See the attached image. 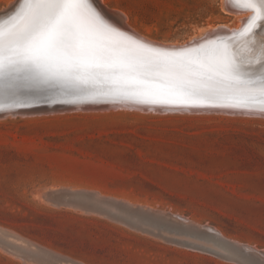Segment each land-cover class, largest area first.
I'll return each mask as SVG.
<instances>
[{"label":"rangeland","instance_id":"1","mask_svg":"<svg viewBox=\"0 0 264 264\" xmlns=\"http://www.w3.org/2000/svg\"><path fill=\"white\" fill-rule=\"evenodd\" d=\"M104 1L161 42L238 24L222 0ZM100 197L216 229L264 256V117L120 107L0 118V264H248L134 229L117 218L142 216Z\"/></svg>","mask_w":264,"mask_h":264},{"label":"snow or ice","instance_id":"2","mask_svg":"<svg viewBox=\"0 0 264 264\" xmlns=\"http://www.w3.org/2000/svg\"><path fill=\"white\" fill-rule=\"evenodd\" d=\"M236 2L264 20V0ZM13 19L0 27V74L85 85L103 78L125 98L236 100L226 106L264 113V62L251 75L226 51L209 54L204 45L181 54L151 49L106 24L89 0H25ZM150 73L162 79L148 80Z\"/></svg>","mask_w":264,"mask_h":264},{"label":"water","instance_id":"3","mask_svg":"<svg viewBox=\"0 0 264 264\" xmlns=\"http://www.w3.org/2000/svg\"><path fill=\"white\" fill-rule=\"evenodd\" d=\"M231 1L240 6L236 0ZM18 3V8H16L14 12L6 14V16L0 20V27H8L10 24L18 22L14 21L13 18H15L24 8L25 0H20ZM89 3L94 8L97 7L96 1L93 0L92 2V0H89ZM106 12L109 14L111 13L107 10ZM254 16L255 19H253ZM102 20L106 24L110 25L103 18ZM263 23L264 20L252 12L248 21H246L243 27L237 32L206 39L183 48H167L149 43L138 37V35L123 24H120L121 26H119V24L111 23L110 26L115 28L117 31L132 37V39L140 41L151 49L161 50L166 53L181 54L185 53L186 50L191 52L192 50L199 49L201 45H204L205 51L209 54H211L212 50H219L221 53L226 51L228 55L233 58L232 53L234 47L246 44L253 38L258 37V31ZM117 27H122L123 30ZM246 29L248 30L246 31ZM262 62L263 61L256 62L255 60L248 59L247 66H250V70L242 71L255 75L257 74V70L260 68V64ZM147 79H162V77H159L155 73H150L148 74ZM111 87H113V85L110 82H105L103 78L96 82H90L86 85L67 84L52 80L36 79L27 73L9 75L5 72L0 74V118L9 117L10 115L20 116L23 115L21 113L25 111H29L32 115L48 114L52 113L54 108L62 109V111H73L77 109L82 111L101 110L106 108L115 109L120 107H128L132 109H136L135 107H141L144 111L150 110L158 113H166V111L178 113L180 111H184L185 113H225L228 115L264 117V113H260L258 111L226 106L230 103L239 102L236 100H220L214 102L207 99H195L185 102H145L143 99L134 96L127 98L118 96L113 92H109V88ZM140 87L147 88L153 87V85L144 84L140 85ZM149 107H154L155 109H149ZM166 107L172 108L167 109ZM182 108H186V110ZM81 193L89 197H93L95 195L94 193ZM95 200L97 202L99 200L101 203L115 204L116 206L126 210L127 213H132L138 215L139 217L142 216L144 218L143 222L140 221L142 223L133 218L131 219V217H121L117 219L134 229L143 232L147 231L151 235L162 237V239L171 244L180 245L186 248L195 246V249L198 251L216 255L227 261L239 262L241 260H246L248 264H264V256L255 251L246 249V247H244L241 243L228 240L209 228L188 223L174 214L154 211L146 207L131 206L122 201H113L101 197ZM179 237H193L201 241L202 245H194L193 243L180 239Z\"/></svg>","mask_w":264,"mask_h":264},{"label":"bare ground","instance_id":"4","mask_svg":"<svg viewBox=\"0 0 264 264\" xmlns=\"http://www.w3.org/2000/svg\"><path fill=\"white\" fill-rule=\"evenodd\" d=\"M94 1H96V3H97V7H95L97 12L110 25H111V23L119 24V26H121L120 24H123L126 27H128L131 31H133L136 35H138V37H140L141 39H143L149 43H153L155 45H159V46H163V47H167V48H183L186 46H190L191 44H196V43L201 42V41L206 40V39L214 38L217 36H222L224 34H231L233 32H237L238 30H240L243 27V25L246 23V21H248V19L252 15V11H248V9L245 10V8L240 7L238 4H234L233 1L222 0V4H223L222 6L224 9V12H228V13H230V15H235L238 18V21H237L238 24L236 23L237 25H234L232 27L228 26L226 24H223V23H219L217 25H209L207 29H204L202 32L200 30V32H199L200 34H198V35L196 34V36L189 38L187 41H184L181 43L180 42L179 43L161 42V41L154 40V39L146 36L145 34H142V33L138 32L137 30L133 29L132 27H130L129 19H128L127 15H125L123 13H122V15L117 14V11L116 12L109 11L111 13L110 14L107 13L106 10L102 6V5L105 6L107 4L104 0H94ZM18 2H20V0H10L3 8H0L1 9L0 10V20L2 18H4L6 16V14H8V13L11 14L12 12H14L16 10V8H18V4H19ZM92 2H93V0H92ZM126 19H127V21L125 24ZM117 28L123 30L122 27H117ZM234 49H233V53H232L233 58L237 61V63L240 65L242 70H247V71L250 70V66H247L248 65V63H247L248 59L255 60L256 62H260V61L264 62V26L262 28V35L258 34V37L253 38L252 40H250L246 44L237 45L234 47ZM135 108L140 109L141 107H135ZM149 108H154V107H149ZM156 108H159V107H156ZM161 108H163V107H161ZM166 108L171 109L172 107L171 108L166 107ZM182 109H186V108H182ZM141 110H142V108H141ZM25 113H30V112L25 111V112H22L21 114H25ZM187 220H186V222L190 223ZM201 226H203V225H201ZM215 230L216 229H214V231ZM218 234H219V232H218ZM250 248H249V250H250ZM253 251H256V250L253 249Z\"/></svg>","mask_w":264,"mask_h":264}]
</instances>
